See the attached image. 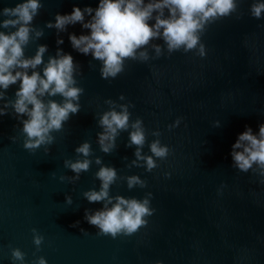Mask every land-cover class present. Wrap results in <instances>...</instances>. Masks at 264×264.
I'll return each mask as SVG.
<instances>
[{"label": "water", "instance_id": "obj_1", "mask_svg": "<svg viewBox=\"0 0 264 264\" xmlns=\"http://www.w3.org/2000/svg\"><path fill=\"white\" fill-rule=\"evenodd\" d=\"M17 2L0 0V10ZM251 2L240 0L237 13L207 26L202 35L205 57L183 50L168 55L165 50L147 62L129 58L117 77L102 79L100 61L73 49L68 39L70 33L88 30L79 23L59 33L46 27L57 13H70L74 5L95 8L98 0H42L33 24L43 35L30 41L25 54L34 55L41 44L48 46L45 61L57 48L71 53L80 66L77 81L84 92L80 111L53 133L49 146L25 149L20 121L11 111L0 116V264H14L11 250L17 247L26 264L40 256L48 264H264V175L239 171L230 156L246 126L258 131L264 123V19L251 17ZM60 37L63 44H57ZM153 43L163 46L162 40ZM149 54L155 55L150 46ZM17 87L7 90V98H14ZM121 93L124 101H119ZM107 99L131 102V119H143L145 154L156 139L152 132L160 130L161 143L171 151L158 159L157 168L146 171L132 163L136 146H129L128 131H121L112 152L101 151L98 119L109 108ZM178 117L181 123L169 130ZM84 141L91 143L92 164L73 180L76 174L64 161L82 159L75 149ZM97 157L117 169L110 195L153 194L156 211L131 236L98 235L84 219L85 209L102 206L83 195L99 189ZM131 175L145 179L147 186L129 189L126 179ZM76 221L79 225L72 227ZM33 228L44 237L39 248Z\"/></svg>", "mask_w": 264, "mask_h": 264}, {"label": "clouds", "instance_id": "obj_2", "mask_svg": "<svg viewBox=\"0 0 264 264\" xmlns=\"http://www.w3.org/2000/svg\"><path fill=\"white\" fill-rule=\"evenodd\" d=\"M239 3L240 0H98L95 8L74 5L70 13H57L46 27L55 28L59 33L79 23L82 29L88 30L79 35L70 33L71 46L100 61L101 78L111 79L124 71L129 58L147 62L163 56L165 50L168 55L183 50L205 57L208 50L202 35L207 26L237 13ZM42 7V0H19L15 6L0 10V16L4 17L0 20V116L11 111L20 121L23 147L29 150L53 144V133L60 131L65 122L80 111V97L84 92L77 81L80 66L71 53L57 48L56 54L45 61L48 46L41 44L34 55L25 54L30 41L43 35V29L33 24ZM249 14L255 19H264V0H252ZM157 40H162L163 46L153 43ZM63 42V37L58 38L57 44ZM149 46L154 56H150ZM13 85L18 87L14 98L9 99L7 90ZM57 96L61 99H55ZM125 99L121 93L119 101ZM104 102L109 108L100 113L98 119L102 131L97 134V142L101 151L112 152L121 131H128L129 146H136V159L132 163L146 171L157 168L158 159L167 158L171 151L167 144L161 143L160 130L152 132L156 139L148 145L150 154H145L147 131L142 118L131 119V102L119 103L113 99ZM182 119L178 117L168 125L169 130L177 127ZM45 151L49 149L46 147ZM75 151L83 158L64 161L65 167L76 174L73 180L79 179L92 164L90 141L82 142ZM230 156L233 167L239 171L259 170V174L264 175V123L258 125V131L246 126L231 145ZM95 163L101 165L95 173L100 181L99 189H89L83 195L89 203L102 206L95 210L85 209L84 219L99 230L98 235L131 236L146 226L148 217L156 211L151 206L153 194L147 192L143 198L110 195L111 186L118 178L117 169L102 164L99 157ZM165 175L171 176V172ZM60 179L65 178L61 176ZM126 182L129 189L147 186V181L139 175L128 176ZM71 202V196H66V203ZM77 225L79 221L72 227ZM32 231L33 242L39 248L44 237L37 229ZM11 258L14 264H26L25 253L18 247L11 250ZM34 264H48V261L40 256ZM156 264H163V261L158 260Z\"/></svg>", "mask_w": 264, "mask_h": 264}]
</instances>
